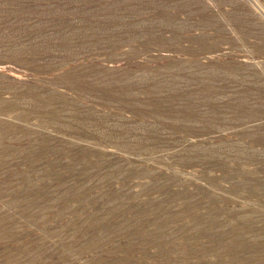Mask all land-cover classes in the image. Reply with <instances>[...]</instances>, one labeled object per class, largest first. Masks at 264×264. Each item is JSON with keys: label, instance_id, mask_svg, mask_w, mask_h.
Returning <instances> with one entry per match:
<instances>
[{"label": "rangeland", "instance_id": "obj_1", "mask_svg": "<svg viewBox=\"0 0 264 264\" xmlns=\"http://www.w3.org/2000/svg\"><path fill=\"white\" fill-rule=\"evenodd\" d=\"M0 264H264V0H0Z\"/></svg>", "mask_w": 264, "mask_h": 264}]
</instances>
